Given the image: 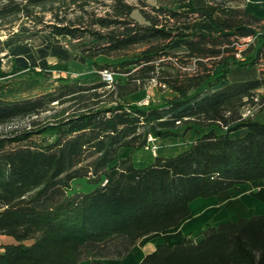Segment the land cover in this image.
<instances>
[{"label":"trees","instance_id":"16d2710c","mask_svg":"<svg viewBox=\"0 0 264 264\" xmlns=\"http://www.w3.org/2000/svg\"><path fill=\"white\" fill-rule=\"evenodd\" d=\"M43 31L125 80L58 77L50 90L0 98V236L9 239L0 264H108L176 227L194 200L264 182V119L242 114L264 97V17L218 0H0V53L2 32ZM247 38L254 44L242 57ZM255 66L253 77L227 79L233 67ZM24 68H0V77ZM150 81L156 101L125 99ZM188 131L196 138L181 152L134 164L150 141ZM121 148L129 154L119 157ZM77 180L90 188L73 192ZM138 264H264V212L156 243Z\"/></svg>","mask_w":264,"mask_h":264},{"label":"crops","instance_id":"0c3cea01","mask_svg":"<svg viewBox=\"0 0 264 264\" xmlns=\"http://www.w3.org/2000/svg\"><path fill=\"white\" fill-rule=\"evenodd\" d=\"M181 1H185V0H177L176 2L172 4H158L156 0V4L159 6L172 7L173 5ZM218 1H223L233 10H244V11L253 13L257 16L264 17V0H218ZM206 2L207 0H193V3L195 5H204ZM198 25L204 29H208L211 27L208 21L205 19H200L198 21ZM20 34L21 33L18 32L16 35L10 36L8 38L7 36H4V38H6V39H3L4 47H5L4 52L8 53L12 60V64L10 65L9 70L5 72L11 71L12 67H25V68L23 70L14 72L12 74L0 77V80L1 81L9 80V78L23 76L24 78H23L22 83L27 82V81L28 83L25 85H20L19 83L14 86H9L6 84H8L10 81H3L0 84V87H1L0 88V98L2 99L12 100V99L26 97V96H30V95L43 92V91L50 90L55 85V83L51 81L58 77H66L65 72H67L68 70H71L73 72L70 74V77H72L73 74H77L76 71L78 70L72 68V65L74 62L84 60L83 61L84 63L90 62V64H92L91 60H88L82 57L81 55H79L78 53L70 51L69 49L68 50L64 49L56 42H53V41L50 43L40 42L38 46H34L26 38L29 35L24 34L22 37H20L19 36ZM20 39L21 40L24 39V40L20 42L21 41ZM243 41L247 42V44L244 45L245 47L250 46V42H251V48L248 51L250 52L252 50L254 40L244 39ZM240 53H242L241 50H240ZM98 58L100 57H97L95 60L97 61ZM91 68L93 70L94 67L92 66ZM234 68L235 67L231 68L230 72ZM240 69H243V68H240ZM33 71L39 72L42 78L44 79V81H40L35 76H33ZM58 71L60 72L59 75H57L56 73ZM230 72L227 76V79L229 81L244 80V79H247L249 77H253L256 75L253 73V75H248V76L244 75V76L232 78L230 76ZM73 78L75 77L73 76ZM88 83H91V82H88ZM10 88H12V93L8 94V90ZM191 132H193L194 136L189 140L186 139V137H188L189 133ZM195 138H196L195 132L188 131L183 137H168L164 140L152 141L150 143V146L154 148V150L150 151L147 149L150 154L140 155L142 151L146 150L143 148L138 151H135L132 154V159L136 166L137 165L144 166L150 163L155 155H161V156L168 157V156H173L181 152L182 150L187 148L189 143L192 142ZM165 145H170V146H165ZM128 154H129V150L126 148H121L118 151L119 157H125ZM190 209H191V213L189 217L182 220L176 227H173L166 231L152 235L150 237V240L153 241L152 243L149 242L145 245L140 246L138 245V240H137V243L133 246L131 251L122 260H117V259L109 260L108 264H133L132 262H134V259L136 260L137 257L139 256L143 257L145 253L150 252L154 248V245L156 243L167 242V243L173 244L177 242L178 240H181L182 238H184L189 233L199 230L202 226H204L205 220L196 221V223H193V225L189 226L190 220L193 217H195V215L201 214L199 213L200 212L199 210L194 211L192 207H190ZM201 215L203 216V213ZM145 238L147 239L148 237H145ZM131 254L133 255L137 254V255L135 257L133 256V259H131L132 261L127 263L126 259L129 258Z\"/></svg>","mask_w":264,"mask_h":264},{"label":"rangeland","instance_id":"374dc122","mask_svg":"<svg viewBox=\"0 0 264 264\" xmlns=\"http://www.w3.org/2000/svg\"><path fill=\"white\" fill-rule=\"evenodd\" d=\"M129 2H134L136 0H128ZM142 1H151V0H140ZM177 0H157L158 4H172L176 2ZM156 3V0L154 1ZM93 7L100 8L99 10L101 11V8H103V5H99L96 2L91 3ZM72 15V14H71ZM133 18L136 20H139L142 22L143 15L142 13L138 10L135 9L132 13ZM46 19H49V15L45 17ZM25 20H21L19 23L23 24ZM199 26V25H198ZM182 27H187V26H182ZM200 27V26H199ZM201 28V27H200ZM14 30L17 29V26H14ZM21 33V32H19ZM29 35L26 38L31 42L32 45L38 46L40 42H46L50 43L53 41L52 35L49 32L43 31V32H37V33H21L19 36L22 37L23 35ZM16 34L8 33V32H2L1 33V38H4V36L10 37L14 36ZM58 43L61 47L64 49H69V46L67 45V40L68 38L66 36H62L58 38ZM251 39V38H247ZM21 40V39H20ZM18 40V41H20ZM24 39H22L20 42H22ZM5 41V40H4ZM28 41V42H29ZM54 42V41H53ZM247 44V42L243 41L242 45L239 47V49L242 51L241 55L242 57L248 54L250 48H251V42L250 46H244ZM249 44V43H248ZM181 45V40H175L174 44H172L173 48H178ZM244 46V47H243ZM84 61V60H83ZM82 60L78 62H74L72 65L73 69H77L78 71L77 74H73V76L77 79L83 80L85 83L92 82V81H97L100 80V75L99 71H96L94 68L92 70V64L90 62H83ZM104 61H113V60H108L105 57H100L98 58L97 62L102 63ZM12 64L11 57L8 53L6 52H1L0 53V68L2 69L3 72L8 71L10 68V65ZM262 68L264 69V65H262ZM258 66L252 67V68H237L235 67L231 72L230 76L232 78L240 77V76H248V75H253L258 73ZM111 73H113V84L116 82H124L125 76L121 73L116 72L114 69H109ZM57 75L60 74V72H56ZM73 73L71 70H68L65 72L66 77L70 76V74ZM72 76V77H73ZM23 76H17L15 78H9V80H3V81H10L8 84L9 86H14L20 83V85H25L28 83L23 82ZM27 78V77H26ZM25 80V79H24ZM27 80V79H26ZM0 80V84L3 82ZM5 86V85H4ZM12 93V88L8 90V94ZM165 95H170L168 91H164ZM261 95L264 96V90H261ZM159 98L158 91L156 89L155 83L153 81H150L145 84V87L140 89L139 91L126 96L125 99L128 101L136 102L140 105H146L148 104L149 101H156ZM257 104L253 107H249L251 111V115L254 118L258 119H264V97L260 98L258 97L256 99ZM2 130V128H0ZM194 136L193 132L189 133V136L186 137V139H191ZM165 146H170V145H165ZM158 147V146H157ZM161 148V147H160ZM145 149V148H144ZM150 151L154 150L151 146L149 147ZM146 149L145 151H142L140 155H148L150 154ZM156 150V149H155ZM142 165H137V167H140ZM90 187L85 184V181L80 180V181H75L73 182V192L76 191H85L89 189ZM190 207L194 209V211L199 210V213H203V216L201 214L195 215L190 222L189 226L193 225V223H196V221L200 220H205L204 221V226L210 225V224H216L221 221H226V220H235L239 217H245V216H251L253 214H258L264 212V182L263 181H257L248 185H243L241 186L238 190L234 191H223L215 196L209 197V198H199L194 200L193 202L190 203ZM201 217V218H200ZM200 230V229H199ZM199 230L195 232H191V235L196 234ZM155 235V234H154ZM9 239L5 236H0V244L8 242ZM149 242H153L150 240V237L143 238L138 240V245L142 246L145 245ZM137 243V242H136ZM135 243V244H136ZM137 254H131L129 258H127V263L132 261L133 256L135 257ZM142 257H137V259H134L133 264H138L139 261L141 260ZM117 260H122V259H117Z\"/></svg>","mask_w":264,"mask_h":264},{"label":"built area","instance_id":"2783aa9c","mask_svg":"<svg viewBox=\"0 0 264 264\" xmlns=\"http://www.w3.org/2000/svg\"><path fill=\"white\" fill-rule=\"evenodd\" d=\"M99 75H100V80L108 83V84H111L113 82V73L107 71V70H102V71H99ZM242 114L243 116H249L251 115V111H250V108L249 107H245L243 110H242ZM152 141L149 142L148 146L144 147L145 149H149L150 147V143ZM154 149V148H153Z\"/></svg>","mask_w":264,"mask_h":264}]
</instances>
